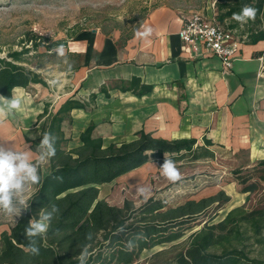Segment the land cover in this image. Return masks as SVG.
Returning <instances> with one entry per match:
<instances>
[{
    "label": "trees",
    "instance_id": "16d2710c",
    "mask_svg": "<svg viewBox=\"0 0 264 264\" xmlns=\"http://www.w3.org/2000/svg\"><path fill=\"white\" fill-rule=\"evenodd\" d=\"M244 4L254 7L256 15L246 23H238L233 14L238 13ZM215 7L217 22L234 33L242 46L264 41V0H216ZM80 33L71 34L70 39ZM70 39L51 40L43 35H29L28 39L22 40V50H9L5 57H0V96L10 98L15 87L29 91L33 85L39 84L53 91L55 86L49 84L45 76L24 63L40 47L47 52H53L60 45L68 48ZM252 55L264 58V49L254 51ZM79 65L73 68H80ZM152 88V84H145L135 75L130 80L103 84L84 100L68 98L56 110L51 107V101H44V110L38 121L43 119L41 133L50 131L56 137V155L45 163L50 166L48 173L43 171L44 164L40 166V183L32 185L34 190L27 198L29 208L22 209L21 216L11 223L0 222V225L8 226L0 233V264H79L77 257L85 245L88 246L87 264L99 263L104 253L101 248L107 246L108 239L111 241L112 233L120 227L123 231L132 229L123 213L130 207V202L122 209L109 207L107 202L98 200L102 185L110 184L149 162H155L159 167L164 154L175 162L185 157L194 161L202 158L214 160L216 151L225 149V144H215L207 137L199 143L192 137H154L143 130L137 131L132 140L106 144L104 139L94 134V123L80 133L81 144L69 148L72 139L68 132L72 128L74 109L88 111L96 108L98 95L104 92L109 96L112 89L132 91L141 96L150 93ZM39 142L40 137L32 140V149L36 153ZM226 151L237 160L231 171V180L239 185L241 193L255 192L264 187V159L252 160L249 147ZM50 203L57 204L60 212L48 232L37 238L39 255H31L26 250L28 241L24 229L29 219L38 217L39 211ZM165 206L164 202L157 200L152 210ZM215 220L216 215L208 217L199 229L189 235L184 250L174 259L177 264H264L261 256L264 253V205L250 209L236 206L224 218ZM157 227L155 224L146 227L145 232L150 234ZM88 233L92 234L91 240L86 239ZM126 256L130 260L129 254Z\"/></svg>",
    "mask_w": 264,
    "mask_h": 264
},
{
    "label": "rangeland",
    "instance_id": "374dc122",
    "mask_svg": "<svg viewBox=\"0 0 264 264\" xmlns=\"http://www.w3.org/2000/svg\"><path fill=\"white\" fill-rule=\"evenodd\" d=\"M212 1L0 0V57H5L9 50H22V40L28 39L29 35L68 40L71 34L81 31L70 42L90 39L97 32L100 35L110 33L113 36L118 32L129 35L140 27L151 9L157 6L168 4L184 13L200 11L207 14ZM64 52L65 56L59 57L55 51L47 52L44 47H40L25 60L24 64L40 72L49 84L53 80L58 84L53 91L41 84L32 86L29 91L25 89L21 108L0 118V142H8L10 147V143L22 140L25 135L32 137L40 132L43 119L38 121L36 117L43 109V101H51V107L56 110L66 99L74 97L84 100L92 92L85 85L76 84L72 77L69 79L72 73H62L67 66L71 68L80 63L84 55L79 58L67 55L65 49ZM95 55L93 52L92 59ZM71 139L69 146L73 148L79 141L76 135ZM106 142L112 141L106 139ZM226 149L237 148L229 144L225 149L219 148L214 160L202 158L194 161L185 157L175 162L182 177L175 183L161 174L155 162H149L101 186L98 200L107 202L109 207L122 209L130 202V207L124 209L123 213L127 225L132 229L123 231L122 227L117 228L112 233L114 239L112 236L111 241L107 240V246L101 248L104 253L97 264H177L174 259L184 250L189 235L199 229L208 217L216 215L215 221H218L236 206L250 209L264 205V187L255 192L241 193L239 185L231 180V171L237 160L231 158ZM257 158L251 156L252 160ZM140 187L148 191L141 195L137 191ZM33 190L32 185L26 188V201ZM157 200L166 206L153 211ZM15 218L0 211V222L11 223ZM154 224L158 229L147 234L146 227ZM7 228L5 224L0 225V232ZM99 238L102 240V236ZM126 254H129L130 260ZM261 256L264 258V253Z\"/></svg>",
    "mask_w": 264,
    "mask_h": 264
},
{
    "label": "crops",
    "instance_id": "0c3cea01",
    "mask_svg": "<svg viewBox=\"0 0 264 264\" xmlns=\"http://www.w3.org/2000/svg\"><path fill=\"white\" fill-rule=\"evenodd\" d=\"M208 9L207 14L201 13L211 18L215 11ZM192 13L168 4L151 9L137 28L152 29L147 39L137 37L135 30L129 35L118 32L113 36L97 32L90 39L69 41L70 46L64 48L67 55L84 58L80 68H73L79 63L67 66L62 73H72L69 79L72 77L79 86L94 92L103 84L130 80L135 75L153 85L150 93L141 96L112 89L109 96L104 92L98 95L96 108L74 109L68 136L76 135V146L81 144L80 133L94 123V134L106 144L111 143L106 139L132 140L137 131L143 130L164 139L192 137L200 143L207 137L215 144L249 147L252 157L264 159V58L252 55L264 49V41L243 45L228 68L218 56L205 51L196 55L189 44L180 40L183 17ZM93 52L96 55L92 59ZM24 90L15 87L13 93L23 99ZM32 140L25 135L10 143V148L18 146L15 150L27 151L36 161L38 154L32 149ZM0 145L8 147V142L1 141ZM49 170L44 163L43 171Z\"/></svg>",
    "mask_w": 264,
    "mask_h": 264
},
{
    "label": "clouds",
    "instance_id": "9594fccd",
    "mask_svg": "<svg viewBox=\"0 0 264 264\" xmlns=\"http://www.w3.org/2000/svg\"><path fill=\"white\" fill-rule=\"evenodd\" d=\"M256 9L249 4H244L238 13L233 14V19L238 23H246L249 19H254ZM152 33L150 27H145L142 31L137 30L136 36L147 39ZM59 57H64L63 45L54 49ZM56 81H50L52 86L56 85ZM22 99L15 93L10 98L0 96V118L6 117L21 108ZM40 137L37 145L38 159L32 161L27 151H17L14 148L0 145V211L9 215L19 217L22 209L27 210L29 204L24 199V193L29 185H37L40 183V166L50 161L56 155V137L50 132H37L31 138ZM161 174L169 181L175 183L181 180V172L177 168L173 159L164 154L163 163L159 166ZM137 191L144 195L146 188L140 187ZM60 208L57 204L50 203L42 208L38 217L33 216L29 219L24 229V235L27 238L26 250L31 255H39V247L37 238L43 237L47 232L52 221L58 216ZM87 240L92 239V234L86 235ZM131 243V242H130ZM79 264H87L88 246L82 249L77 257Z\"/></svg>",
    "mask_w": 264,
    "mask_h": 264
},
{
    "label": "built area",
    "instance_id": "2783aa9c",
    "mask_svg": "<svg viewBox=\"0 0 264 264\" xmlns=\"http://www.w3.org/2000/svg\"><path fill=\"white\" fill-rule=\"evenodd\" d=\"M216 0L210 3L213 16L206 18L197 11L191 15H184L182 27L178 33L179 38L185 44H189L194 54L207 52L218 56L223 64L230 68L233 60L242 47V43L234 33L227 31L216 20Z\"/></svg>",
    "mask_w": 264,
    "mask_h": 264
},
{
    "label": "bare ground",
    "instance_id": "6f19581e",
    "mask_svg": "<svg viewBox=\"0 0 264 264\" xmlns=\"http://www.w3.org/2000/svg\"><path fill=\"white\" fill-rule=\"evenodd\" d=\"M255 149V148H254ZM255 153H256V149L255 150H253Z\"/></svg>",
    "mask_w": 264,
    "mask_h": 264
}]
</instances>
